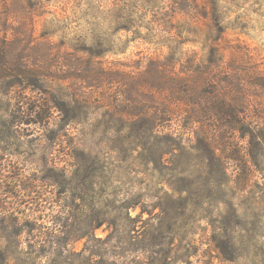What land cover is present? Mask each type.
<instances>
[{
	"label": "rangeland",
	"instance_id": "1",
	"mask_svg": "<svg viewBox=\"0 0 264 264\" xmlns=\"http://www.w3.org/2000/svg\"><path fill=\"white\" fill-rule=\"evenodd\" d=\"M48 1L44 14L35 18V36L58 46L66 43L70 52L81 47L96 53L105 47L108 52L100 59L120 70L137 73L149 59H164L168 38L179 32L194 41L184 46L183 60L208 51L203 44L209 43L211 17L177 15L166 26L169 0ZM216 15L225 31L222 53L232 64L229 68L264 74V0H218ZM95 94L100 105L121 100L114 86ZM20 95L24 99L0 97V264H264V164L245 181L239 163L228 159L237 153L233 149L242 153L249 147L246 140L233 142L227 134L226 145L218 141V153L227 157L229 168L224 176L218 175L216 163L210 166L199 156L180 158L191 175L180 181L177 193L165 183L166 174L145 163V146L133 152L122 174L116 169L121 157L107 154V169L89 184L82 169L75 171L72 150L115 140L118 133L106 130L104 107L91 109L81 123L64 125L57 112L45 125L12 124L30 110L13 107L18 100H50L29 90ZM258 101L253 111L264 117V97ZM126 136L127 131L120 135L122 143H128ZM54 173L62 174L65 183L55 184ZM121 205H132L129 213L136 217L124 221L127 234L120 231L109 238L113 228L104 224L91 241L73 240L86 227L85 214H91L94 225L97 213L104 209L115 215ZM39 230L45 241L34 236Z\"/></svg>",
	"mask_w": 264,
	"mask_h": 264
},
{
	"label": "trees",
	"instance_id": "2",
	"mask_svg": "<svg viewBox=\"0 0 264 264\" xmlns=\"http://www.w3.org/2000/svg\"><path fill=\"white\" fill-rule=\"evenodd\" d=\"M48 2L0 0V97L10 94L22 97L20 94L29 90L50 98L42 103L18 100L13 107L30 110L14 117L12 124L33 122L45 125L57 112L64 125L81 123L92 113L91 109L104 107V114L108 117L104 122L106 130L118 133L115 140L85 143L72 150L77 158L73 165L75 171L82 169L89 184L93 183V177L97 178L107 169V154L121 157L123 166L116 169L122 174L129 169L127 163L133 152L141 146L146 147L147 154L141 155L145 163L155 165L154 169L166 174L165 183L176 193L180 181L191 175V169H184L179 162L183 156H187L188 161L199 156L210 166L216 163L218 175L224 176L229 170L227 157L225 159L218 153L217 145L219 140L224 145L228 143L224 141L227 134L233 137V142L246 140L250 144L242 153L240 149H233L237 153L228 157L239 163L237 169L245 181L262 169L264 123L261 120L264 117L253 110L258 109V100L264 97V74L257 76L246 69L232 71L229 68L232 64L228 65L222 53L221 41L225 31L216 15L218 0L202 3L199 0H169L164 8L166 26L170 27L177 15L192 19L211 17V32L206 38L209 43L203 44L208 51L201 57L193 54L183 60L184 46L194 44V41L179 32L168 38L169 53L164 59H149L145 69L138 67L137 73L120 70L102 61L101 56L108 52L105 47L96 53L81 47L70 52L66 43L58 46L46 37L35 36V18L44 14ZM53 81L57 83L54 88L49 85ZM113 86L118 88L121 100H117V104L111 103L113 105L108 101L100 105L95 93L99 95ZM259 90L262 95L258 94ZM27 117L33 120L25 119ZM181 120L183 131H180ZM126 131L130 138L126 136L128 143H122L124 140L121 141L120 135ZM185 131H188L186 138ZM62 176L55 174L51 179L55 184H61L64 182L60 181ZM131 207L121 205L115 215L103 209L97 213L99 216L94 225L90 223L91 214H85L86 227L73 240L87 238L88 242L91 241L90 236L94 237V231L104 224L113 228L109 238L120 231L127 234L128 225L124 221L136 218L130 216ZM44 235V231L39 230L34 236L45 241Z\"/></svg>",
	"mask_w": 264,
	"mask_h": 264
}]
</instances>
